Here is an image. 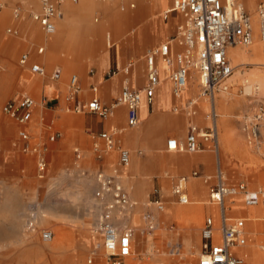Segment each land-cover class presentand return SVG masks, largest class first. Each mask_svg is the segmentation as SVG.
I'll list each match as a JSON object with an SVG mask.
<instances>
[{
    "label": "crops",
    "instance_id": "0c3cea01",
    "mask_svg": "<svg viewBox=\"0 0 264 264\" xmlns=\"http://www.w3.org/2000/svg\"><path fill=\"white\" fill-rule=\"evenodd\" d=\"M51 2L62 15L52 18L54 30L47 33L32 18V14L41 9L40 0H0V62L4 64L0 98L12 95L9 99H15L27 94L35 101L31 119L25 127L28 137H19L22 149L41 148L54 160L63 154L71 156V162L58 170L57 177L53 176V188L64 186L61 180L67 179L68 185L82 190L85 198L80 201L93 206H97L95 173H116L129 198L135 202L131 216L128 215L124 223L144 233L143 213L148 211L156 220V233L170 227L173 233L169 240L182 242V246L157 248L151 246L149 234L137 238L134 234L132 252L121 264H198L195 253L200 254L203 221L206 216L213 215L212 212H216L213 216L218 218L216 206L208 202V188L213 181L204 178L212 177L218 165L222 169L223 164L232 165L230 156L221 154V147L233 148L229 140L238 125L237 119L230 116L222 122L219 153L210 140L203 139L198 141L201 150L195 152L167 150L166 141L172 137L184 140L190 124L201 130L210 125L211 104L197 97L199 86L194 69L189 70L188 86L175 96L166 65L159 57L155 62L160 81L150 104L142 98L137 125L128 127L124 104L117 105L108 118L89 111L72 110L75 102L86 104L94 95L100 103L111 105L125 85L142 88L147 82L145 56L150 48L168 43L171 67L177 68L174 55L183 49L176 41L182 14L172 10L174 0ZM248 3L253 8V0ZM40 47L42 52L37 51ZM22 54H27L25 63L19 62ZM34 63L44 68L43 75L31 70ZM54 72H58L57 78L52 76ZM72 75L77 78L79 92L74 100H67ZM92 87L96 88L95 93ZM235 87L231 90L237 89ZM190 99L195 100L194 115L187 113L186 104ZM222 99V105L226 106L229 100ZM102 132L113 134L115 148L97 157L93 145L103 148V140L98 136ZM120 147L130 153L127 165L119 164ZM192 172L198 175L193 176ZM181 176H186L184 191L189 199L186 204L178 203L172 193ZM239 182L243 181L234 182L226 176L228 185ZM154 189L158 190L156 195ZM155 197L163 203V210L148 203ZM226 205L228 217L244 220L246 242L232 248L233 253L243 259V264H264V207L260 204L256 208H252L256 205L246 206L240 195L227 197ZM47 208L56 214L53 205ZM135 240L137 244L133 246ZM181 249L183 256L171 258ZM95 254L101 263L100 252ZM77 261L80 260L73 262Z\"/></svg>",
    "mask_w": 264,
    "mask_h": 264
},
{
    "label": "built area",
    "instance_id": "2783aa9c",
    "mask_svg": "<svg viewBox=\"0 0 264 264\" xmlns=\"http://www.w3.org/2000/svg\"><path fill=\"white\" fill-rule=\"evenodd\" d=\"M252 11L248 9L244 0H174L172 10L178 11L183 16L182 22L177 26V43L182 46V51L175 53L174 60L178 64L177 68H172V58L169 53V44L164 43L150 48L146 52V77L147 82L142 88H130L124 86L117 101L111 105L100 103L94 95L86 104L75 102L72 110L75 112L89 111L98 114L102 118H108L113 114L114 108L119 104H124L127 108V125L133 127L138 123V108L144 97L150 104L153 100L155 87L159 84V71L156 66V57L166 65L168 79L172 85V92L179 96L185 88L189 70L194 69L199 76V90L197 97L206 99L211 108L208 112L210 125L204 130L199 129L195 124H190L184 140L175 137L166 141V149L169 151L195 152L201 150L199 139L210 140L215 150L217 141L215 137L216 113L213 108L215 93L219 90H226V80L232 75L234 67L228 58V47L249 46L253 40V16L256 18L257 35L264 47V0H253ZM41 9L33 13L32 18L36 20L42 29L50 33L54 30L52 18L61 17V11L56 8L51 0H40ZM1 8V4H0ZM15 15L17 11L14 10ZM10 31V30H9ZM42 52V48L37 49ZM27 54H22L19 62L25 63ZM264 66V62H263ZM31 70L40 75L45 73L42 66L37 63L31 65ZM58 77V72L52 75ZM95 93L97 90L92 87ZM79 92L77 78L72 75L69 79V92L67 100H74ZM34 99L22 94L15 99L7 100L1 107L3 114L12 119L18 126V136L27 139L26 125L31 119L34 107ZM195 100L190 99L187 104V113L195 114L193 108ZM260 108L258 114L246 116L244 122L245 131L251 125V135L257 139L264 138L257 135L261 121L264 122V113ZM249 134V131H248ZM104 143L103 148L97 144L93 149L97 157L103 153L114 150L115 142L113 134L102 132L98 135ZM29 148L24 147L27 151ZM36 151V148H32ZM118 161L121 165H127L130 161V153L126 148H118ZM45 168L44 158L38 161L39 171ZM197 176V172H192ZM212 179V184L208 188V200L217 208V220L213 215L205 217L200 230V254L198 264H243V259L236 256L232 248L243 246L246 242L244 236V220L242 218H230L226 215V198L240 195L242 202L246 206L262 205L264 207V191L250 190L243 182L235 185L226 183V174L217 166L212 177H205L204 180ZM96 182L95 198L97 202L95 231L102 239L104 250V260L108 264H121L123 258L131 254L132 239L135 234L134 228L130 227L124 220L130 214L135 205L125 189L123 188L116 173L105 174L97 172L94 175ZM186 176L178 178L172 189L177 202L186 204L189 202L184 191ZM157 189L153 193L156 195ZM157 210L164 208L163 203L158 198H153L148 202ZM145 230L152 231L156 228V220L153 215L145 211L143 214ZM29 228H33V223H28ZM41 239L44 241L53 238V231L42 229ZM88 264H93V259H87Z\"/></svg>",
    "mask_w": 264,
    "mask_h": 264
},
{
    "label": "rangeland",
    "instance_id": "374dc122",
    "mask_svg": "<svg viewBox=\"0 0 264 264\" xmlns=\"http://www.w3.org/2000/svg\"><path fill=\"white\" fill-rule=\"evenodd\" d=\"M242 48L245 49V46ZM242 67V76L236 82L237 89H229L231 92L226 94L229 97L228 104H221L222 92L217 96L219 131L223 133L222 122L227 117L234 116L238 121L237 127L232 130L233 138L229 140L233 148L221 147V154H228L232 164H223L222 170L231 181H243L249 188L264 190V138L255 140L250 132V124L247 126L249 130L244 129L247 115L258 114L260 108L263 110L260 113H264V89L251 96L243 91L240 86L249 78L255 66L248 64ZM3 68L4 64L0 62V84L3 82ZM194 73L199 79L197 72ZM198 83L199 80L196 85ZM11 96L0 98V264H88V258L93 259V264H99L92 255L93 248L99 243L102 254L104 252L102 239L95 231L96 206L90 202L82 203L80 200L85 198L82 190L68 185L67 179L61 180L64 186L53 188V176L57 177L58 170L71 162V156L63 154L54 160L41 148L33 151L34 147H30L24 151L18 136L19 126L1 111L2 105ZM260 126L262 129L260 134H256L257 138L263 137L264 122L261 121ZM41 157L46 164L43 171L38 169ZM49 205L55 207L56 217L41 223L38 216L48 213ZM29 222L33 223V228H29ZM42 229L52 230L53 240H42ZM156 232L157 228L145 230L144 233L138 231L135 237L149 234L151 246L157 248L182 246L180 239L169 240L173 233L170 227L160 233ZM136 244L137 240L133 246ZM178 253L171 258L183 256L182 249ZM198 256L195 253L196 260ZM76 260L80 261L74 263ZM104 264L108 263L104 261Z\"/></svg>",
    "mask_w": 264,
    "mask_h": 264
},
{
    "label": "bare ground",
    "instance_id": "6f19581e",
    "mask_svg": "<svg viewBox=\"0 0 264 264\" xmlns=\"http://www.w3.org/2000/svg\"><path fill=\"white\" fill-rule=\"evenodd\" d=\"M245 3L247 5L248 9L252 11L253 8L250 7V4L248 2H245ZM256 23H257L256 18L253 16V18H252L253 40L249 46H245V49L242 48V46H240V45L228 47V58L230 60L231 65L233 67L239 66V68L235 69L236 68L235 67L232 75L226 80V85H227L226 90H222V89L219 90L217 93H215L214 99H213V106H214L215 113H216L215 137H216V141H217L218 153L220 150L219 141H218L220 114H219L218 108H217V96L222 92V96H223L222 98L229 100V97L226 94L227 93L229 94V92H231V91H229V89H231V87H233V86H236V82H238V80L241 78L242 73H243V70H242L243 67L242 66H245L248 64L254 65L255 69L250 73L249 78H246L245 83L240 87H242V90L243 91L245 90V92L250 96L251 95H257L258 91L264 89V66H263V62H264V51H263V49H264V47L262 49L263 45L258 39L257 24ZM256 39H258V40L255 42ZM198 80L199 79L197 78L196 81H198ZM187 86H188V82H187L185 88ZM215 104H216V106H215ZM221 104H222V102H221ZM217 119H218V122H217ZM260 133H261V130L259 129L258 134H260ZM177 139H179V138H177ZM220 142H221V136H220ZM257 162H258V160H257ZM221 168H222V166H221ZM255 190L264 191L262 189H255ZM258 206H260V205H256L252 208H256ZM131 214H132V210L130 211L129 215L131 216ZM212 214L216 216V212H212ZM53 217H56V214L51 210V208H48V213L38 216V221H40L41 223H47ZM135 232H137L136 229H135ZM53 238H54V236H53ZM53 238L50 240H47L46 242H50L51 240H53ZM100 249H101V243L96 244V246L94 247V251L92 252V255L94 256V260L98 263V261H97L98 258H97L95 253H96V251H99L100 252V255H99L100 258L99 259L101 260V263H99V264H104V261H105L103 258L104 252L102 254ZM102 249H103V247H102Z\"/></svg>",
    "mask_w": 264,
    "mask_h": 264
}]
</instances>
